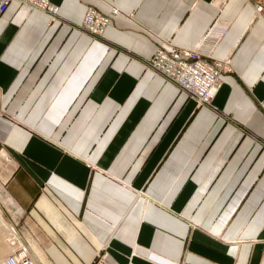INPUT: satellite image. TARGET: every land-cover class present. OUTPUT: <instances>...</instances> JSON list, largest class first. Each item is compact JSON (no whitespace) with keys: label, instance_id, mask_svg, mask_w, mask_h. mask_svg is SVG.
I'll return each mask as SVG.
<instances>
[{"label":"crops","instance_id":"obj_1","mask_svg":"<svg viewBox=\"0 0 264 264\" xmlns=\"http://www.w3.org/2000/svg\"><path fill=\"white\" fill-rule=\"evenodd\" d=\"M52 1L61 22L18 0L0 19V204L32 253L264 264V0ZM87 7L118 13L101 41L74 29ZM215 22L230 65L207 107L146 62ZM132 188L171 208L140 199L119 224Z\"/></svg>","mask_w":264,"mask_h":264},{"label":"built area","instance_id":"obj_2","mask_svg":"<svg viewBox=\"0 0 264 264\" xmlns=\"http://www.w3.org/2000/svg\"><path fill=\"white\" fill-rule=\"evenodd\" d=\"M12 0H0V19ZM32 10L50 12L51 0H18ZM262 10L261 6L257 7ZM117 11L113 9L111 13ZM89 29L97 32L102 30L110 21L91 7L85 18ZM228 24L215 22L205 33L201 43L196 48H182L171 41L159 40L148 63L164 78L175 83L179 88L201 103L207 96L219 88L221 70L227 66V61L214 58L212 53L218 41L226 33ZM98 33V32H97ZM199 99V101H198ZM7 235L10 251L4 257L3 264H40L34 257L30 245L23 240L15 223H11Z\"/></svg>","mask_w":264,"mask_h":264},{"label":"rangeland","instance_id":"obj_3","mask_svg":"<svg viewBox=\"0 0 264 264\" xmlns=\"http://www.w3.org/2000/svg\"><path fill=\"white\" fill-rule=\"evenodd\" d=\"M51 8L53 9V11H50V12H44V11H39L40 13H43L45 14L47 17H48V23L49 24H52L54 22H61L62 20L60 19V16H59V5L56 4L54 1L51 0ZM89 7H87L82 19H81V22H80V26L79 25H74V29H76L77 31H80L82 32L83 34L87 35L88 37H91L92 39L94 40H98V41H101L100 38L101 36L103 35L104 33V30L106 28V26L109 24H107L102 30H97V32H94L93 30L89 29L88 26L86 25V22H85V18L87 16V10H88ZM92 9H95L96 11H98L96 8H93L91 7ZM32 10V9H31ZM113 10V9H112ZM37 11V10H35ZM99 12V11H98ZM100 14L104 15L105 17H107L108 19H112V17H117V14L118 13H109V14H103L101 12H99ZM109 21V22H110ZM207 32V31H206ZM180 47V46H179ZM182 48H186V47H182ZM227 63L230 65L229 61L226 60ZM227 64V65H228ZM146 66H148V68L151 70L154 71V69L150 66V64L148 62H146ZM225 71V69L221 70V73L220 75ZM163 76V75H162ZM172 82V81H171ZM219 88H217V90L210 94L209 96H207L205 98V100L202 99V102L199 103V105H203V106H207V107H210L211 104L213 103V100L215 98V96L217 95V93L219 92V90L221 89L222 87V80H221V77L219 78ZM188 95L189 98H191L194 102L197 103V99H195L194 97H192L190 94L186 93ZM199 101V99H198ZM254 143H261L258 141V139L252 137ZM262 144V143H261ZM97 171H101V169H95ZM123 183V182H122ZM132 192L134 193V198L132 199V201L126 205V207H124V210L122 211V213L124 215H122V219L120 220L119 224L122 222V220L125 218V216H127L129 213L133 212L134 209L136 208V204L137 202L142 199L145 203H149V202H152V203H155L157 205H159L160 207H162V209L166 208H171L170 206H165V204L163 203V201H157L155 199H152L144 189H136V188H132ZM200 208V207H199ZM0 215L2 213V217H4L3 219H5L4 221V225L3 227L0 228V264H3V259L4 257L9 253L10 251V246H9V243L7 242V235H8V232H9V228L11 227L10 225H8L7 223L11 224L10 223V217H7V214L3 208V205L0 204ZM210 211V210H209ZM180 215H182L180 213ZM7 222V223H5ZM188 227L190 230H199L202 228L201 224H199L198 222L196 221H193V220H190L188 219L186 221ZM118 224V225H119ZM118 225H117V228H118ZM116 228V229H117ZM21 234V233H20ZM188 250H190L188 248ZM34 257L36 258V260L40 263V264H43V259L36 255V254H33ZM132 255H134V252L132 253ZM181 264V263H180ZM184 264V263H183Z\"/></svg>","mask_w":264,"mask_h":264},{"label":"bare ground","instance_id":"obj_4","mask_svg":"<svg viewBox=\"0 0 264 264\" xmlns=\"http://www.w3.org/2000/svg\"><path fill=\"white\" fill-rule=\"evenodd\" d=\"M3 225H4V222H3V220H1V218H0V228L3 227ZM10 228H11V227H10ZM10 228H9V230H10Z\"/></svg>","mask_w":264,"mask_h":264}]
</instances>
